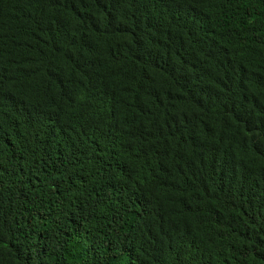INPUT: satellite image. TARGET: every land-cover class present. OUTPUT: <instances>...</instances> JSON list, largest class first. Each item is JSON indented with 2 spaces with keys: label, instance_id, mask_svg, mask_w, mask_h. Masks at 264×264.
I'll return each mask as SVG.
<instances>
[{
  "label": "trees",
  "instance_id": "obj_1",
  "mask_svg": "<svg viewBox=\"0 0 264 264\" xmlns=\"http://www.w3.org/2000/svg\"><path fill=\"white\" fill-rule=\"evenodd\" d=\"M0 264H264V0H0Z\"/></svg>",
  "mask_w": 264,
  "mask_h": 264
}]
</instances>
